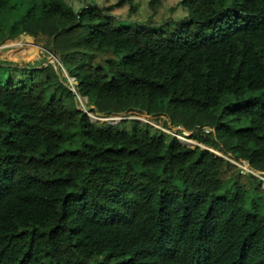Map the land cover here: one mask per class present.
<instances>
[{"label":"trees","instance_id":"16d2710c","mask_svg":"<svg viewBox=\"0 0 264 264\" xmlns=\"http://www.w3.org/2000/svg\"><path fill=\"white\" fill-rule=\"evenodd\" d=\"M163 1L119 28L135 0H0V44L47 36L76 82L0 61V264H264V0H181L156 31Z\"/></svg>","mask_w":264,"mask_h":264},{"label":"rangeland","instance_id":"374dc122","mask_svg":"<svg viewBox=\"0 0 264 264\" xmlns=\"http://www.w3.org/2000/svg\"><path fill=\"white\" fill-rule=\"evenodd\" d=\"M114 2H115V0H91V3H94L98 6L102 5L104 7L105 6H111ZM180 2H181V0H164L163 6L158 10L157 14L155 16H153L152 21L157 23L162 19H166L168 17L167 9H169L171 11L170 16H169V20L167 21V24L164 26L161 24H152L151 25L152 27H150V28H153L154 30L159 31L161 29H166V28L171 29L174 26H177L181 23H184L185 18L187 17V13H186L185 9L182 7ZM135 3H137V10H136V13L132 16L127 17V7L115 9L111 13L113 18H114V21H115L114 23H115L116 27L132 28L136 22H143L149 17V12L146 8V0H135ZM25 36L27 37L29 35H25ZM17 38L18 37H16L13 40H5L3 43L0 44V61L16 63L18 65H21L24 63L35 64L41 60H45V61H49V62L55 61V58H53L47 51V42H48L47 36L37 35L35 37H31L32 38V44L36 47V54L30 59L22 56L19 53V51H17L18 47L16 45H11V43H13V41L15 42V40H17ZM21 46H24V44H22ZM15 49L18 52V57L13 59V58H11V56L13 55V51H15ZM17 59H19V60H17ZM6 82H7V75H6L5 69L3 67H0V85L5 84ZM76 101H77L78 108L84 110V108L86 107V104L83 101V99H81L80 101L77 99ZM90 117L92 119L98 118L99 121L104 119L107 123L116 122L118 117H120V119L124 118V116H120V115L118 117L113 116V117L104 118L103 116L98 115V114H90ZM127 118L142 119L143 116H139V115L133 113V114H130L129 116H127ZM149 122H151L153 124V126H155V127L162 128L164 120L161 119L158 122H155V121L154 122L149 121ZM186 136H188V134L184 135V138L186 140L185 144L189 145L187 147L193 148V147L197 146L201 149H206V150L210 151L216 157H220L224 160L227 159V157L222 156L220 153L213 152L211 149H208L204 146L196 144L195 142L189 140ZM179 140H180V138H179ZM190 141L193 143H191ZM227 160H229V159H227ZM229 161L231 163H233L238 168L239 167L245 168L244 165L236 164L232 160H229Z\"/></svg>","mask_w":264,"mask_h":264},{"label":"built area","instance_id":"2783aa9c","mask_svg":"<svg viewBox=\"0 0 264 264\" xmlns=\"http://www.w3.org/2000/svg\"><path fill=\"white\" fill-rule=\"evenodd\" d=\"M46 62H49V61H46ZM54 63H56V66L58 67V69L60 70V75H61V77L62 78H64L65 79V82H66V84H67V86H68V88L70 89V90H72L74 93H75V86H76V82H75V79L73 78V77H70V76H68L66 73H65V71L62 69V67H61V65L58 63V61L55 59V61H53ZM53 62H49V63H53ZM81 100V99H83V101L85 102V104H87V100H86V98H83V97H80V96H78L77 94H76V100ZM85 109V108H84ZM139 116H143V118L142 119H132V118H127V117H124V118H121L120 119V117H118V116H116V117H118V119H117V121L116 122H114L113 124L115 125V124H117L118 122H120L121 120H126V119H131V120H133V121H135V122H138V123H147V124H149V125H151V126H153V124L151 123V122H149V121H152V120H150L149 118H147L146 116H144V115H139ZM87 117H88V119L90 120V122L91 123H95V122H97V121H99L98 120V118H95V119H92L91 117H90V114L88 113L87 114ZM104 118H106V117H104ZM164 120V119H163ZM102 122H104V123H107L104 119L103 120H101ZM101 121H99V122H101ZM154 122V121H153ZM112 126V125H111ZM153 127H155V126H153ZM155 128H157V129H159L162 133H164V134H171V135H173L177 140H179V137H181L180 136V134H179V132L181 131V129L179 128V127H175V128H171V129H165L163 126H162V128H158V127H155ZM204 132L205 133H209L210 132V130H208V129H205L204 130ZM187 133H183V135H182V137H184V135H186ZM235 166V165H234ZM246 168V167H245ZM245 168H242V167H239V169L241 170V173H246V172H249L247 169H245ZM262 189H264V183L262 182Z\"/></svg>","mask_w":264,"mask_h":264},{"label":"bare ground","instance_id":"6f19581e","mask_svg":"<svg viewBox=\"0 0 264 264\" xmlns=\"http://www.w3.org/2000/svg\"><path fill=\"white\" fill-rule=\"evenodd\" d=\"M22 44H24V46H21ZM11 45H16L18 47L17 51H19V53L22 56H24L25 58H29L30 59V58H32L36 54V47L32 44V38H31V36L30 37L29 36L26 37L25 35H19L18 38H17V40H15V42L13 41V43H11ZM17 60H19V59H17ZM181 137H179L180 138V141L184 145H186L185 144L186 143L185 138L184 137L181 138ZM191 143H193V142H191ZM187 146H189V145H187ZM213 152H215V151H213ZM254 174H255V172H254ZM262 181L264 182V179H262Z\"/></svg>","mask_w":264,"mask_h":264},{"label":"water","instance_id":"95a60500","mask_svg":"<svg viewBox=\"0 0 264 264\" xmlns=\"http://www.w3.org/2000/svg\"><path fill=\"white\" fill-rule=\"evenodd\" d=\"M125 120V119H124ZM90 121V120H89ZM106 124H108V125H114V124H109V123H106ZM178 142L181 144V145H184L180 140H178ZM184 146H187V145H184ZM197 147V146H196ZM225 160H227V159H225ZM230 164H232V165H234L233 163H231L229 160H227ZM253 176L255 177V178H258V176H256L255 174H253ZM263 182V181H262ZM264 183V182H263Z\"/></svg>","mask_w":264,"mask_h":264},{"label":"crops","instance_id":"0c3cea01","mask_svg":"<svg viewBox=\"0 0 264 264\" xmlns=\"http://www.w3.org/2000/svg\"><path fill=\"white\" fill-rule=\"evenodd\" d=\"M17 57H18V52L15 50V51H13V55L11 56V58L15 59Z\"/></svg>","mask_w":264,"mask_h":264}]
</instances>
